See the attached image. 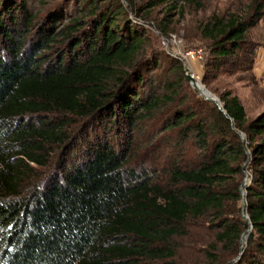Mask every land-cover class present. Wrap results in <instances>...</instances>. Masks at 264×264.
Returning <instances> with one entry per match:
<instances>
[{
  "label": "trees",
  "instance_id": "obj_1",
  "mask_svg": "<svg viewBox=\"0 0 264 264\" xmlns=\"http://www.w3.org/2000/svg\"><path fill=\"white\" fill-rule=\"evenodd\" d=\"M179 1L0 0V264H264V113L212 86L255 80L264 0L201 27L226 113L141 22Z\"/></svg>",
  "mask_w": 264,
  "mask_h": 264
},
{
  "label": "rangeland",
  "instance_id": "obj_2",
  "mask_svg": "<svg viewBox=\"0 0 264 264\" xmlns=\"http://www.w3.org/2000/svg\"><path fill=\"white\" fill-rule=\"evenodd\" d=\"M120 1L130 9L131 13H133L135 6L145 5L149 0ZM251 1L252 0H202L203 7H199V2L187 3L185 1H179L176 4V8L171 10H169L170 5H168V2H160L155 7L148 10L149 14L146 19L141 20L149 33L152 47L164 51L166 55L179 57L184 63L186 76L188 74L193 75L202 83L203 87L209 90L219 101H221L219 93L226 89L234 90L246 107L249 121L264 113V89L258 87L255 80L251 82L238 81L236 76L228 75L222 76L212 84V86L217 88L219 93H215L207 87V85L203 83L202 77L205 63L210 56L209 45L211 42L208 38L203 37L201 27L215 14L220 16L235 12L241 15L247 14ZM260 29H264V21L250 31V37L264 40L263 31H260ZM190 52H194L198 56L200 53L202 58H194L189 54ZM164 57L166 58V56ZM187 81L189 85L201 95L199 89L195 88L188 79ZM148 133L149 130L145 129V133L142 134L143 136L140 134L142 141L140 145L135 148L136 158L134 163L143 162L148 166L154 160L153 150L148 146L150 140ZM248 179L249 176L246 180L248 181ZM243 243H245V241Z\"/></svg>",
  "mask_w": 264,
  "mask_h": 264
},
{
  "label": "water",
  "instance_id": "obj_3",
  "mask_svg": "<svg viewBox=\"0 0 264 264\" xmlns=\"http://www.w3.org/2000/svg\"><path fill=\"white\" fill-rule=\"evenodd\" d=\"M187 79L190 81V83L195 87V88H198L199 91L201 92V95H203L206 99L208 100H211V101H214L215 103H217L218 107L224 111L226 113V111L224 110V107L223 105L221 104V102L209 91V94L207 95L206 92H203L201 90V87H200V84H202L199 80H197L193 75L191 74H188L187 75ZM242 135V138L244 141H246V136L244 133H241ZM248 178V175H246V179ZM244 181L243 183V187H242V194H243V211H242V214H243V217L249 222V228L244 232L243 234V237H242V242L245 241V238H247V236L249 235V232L251 231V229H253V224L249 218V216L247 215V201H246V198H245V190H246V187H245V184H246V180Z\"/></svg>",
  "mask_w": 264,
  "mask_h": 264
},
{
  "label": "crops",
  "instance_id": "obj_4",
  "mask_svg": "<svg viewBox=\"0 0 264 264\" xmlns=\"http://www.w3.org/2000/svg\"><path fill=\"white\" fill-rule=\"evenodd\" d=\"M260 31H263L262 33L264 34V29H260ZM259 41L262 42V46L257 51L253 73L255 75V81L258 87L264 89V40L259 39ZM243 84H247V83H243Z\"/></svg>",
  "mask_w": 264,
  "mask_h": 264
},
{
  "label": "built area",
  "instance_id": "obj_5",
  "mask_svg": "<svg viewBox=\"0 0 264 264\" xmlns=\"http://www.w3.org/2000/svg\"><path fill=\"white\" fill-rule=\"evenodd\" d=\"M192 57H199V58H202V55L199 53V56L198 55H196V53H194V52H190L189 53Z\"/></svg>",
  "mask_w": 264,
  "mask_h": 264
},
{
  "label": "bare ground",
  "instance_id": "obj_6",
  "mask_svg": "<svg viewBox=\"0 0 264 264\" xmlns=\"http://www.w3.org/2000/svg\"><path fill=\"white\" fill-rule=\"evenodd\" d=\"M200 87H201V90H202L203 92H206L207 95L209 94V92L205 89V87H203L202 84H200ZM245 241H246V238H245ZM243 242H244V241H243Z\"/></svg>",
  "mask_w": 264,
  "mask_h": 264
}]
</instances>
